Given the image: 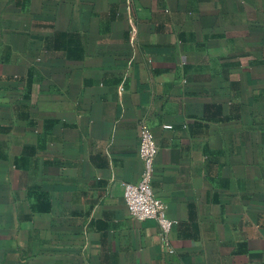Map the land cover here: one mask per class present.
Masks as SVG:
<instances>
[{"label":"crops","instance_id":"0c3cea01","mask_svg":"<svg viewBox=\"0 0 264 264\" xmlns=\"http://www.w3.org/2000/svg\"><path fill=\"white\" fill-rule=\"evenodd\" d=\"M0 264H264V0H0Z\"/></svg>","mask_w":264,"mask_h":264},{"label":"built area","instance_id":"2783aa9c","mask_svg":"<svg viewBox=\"0 0 264 264\" xmlns=\"http://www.w3.org/2000/svg\"><path fill=\"white\" fill-rule=\"evenodd\" d=\"M171 129V126H165ZM159 148L155 136L150 128L142 126L140 129L139 155L143 163V171L137 183H125V203L131 218L137 221L148 219L156 220L160 226V235L164 250L172 255L175 248L170 241V233L176 221L167 215V206L155 195L153 179L155 172V161Z\"/></svg>","mask_w":264,"mask_h":264}]
</instances>
